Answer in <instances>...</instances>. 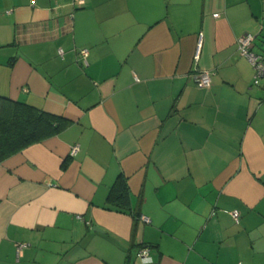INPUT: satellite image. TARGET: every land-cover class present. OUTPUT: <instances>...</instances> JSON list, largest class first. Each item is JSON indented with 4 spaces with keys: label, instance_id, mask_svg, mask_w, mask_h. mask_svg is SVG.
Here are the masks:
<instances>
[{
    "label": "crops",
    "instance_id": "obj_1",
    "mask_svg": "<svg viewBox=\"0 0 264 264\" xmlns=\"http://www.w3.org/2000/svg\"><path fill=\"white\" fill-rule=\"evenodd\" d=\"M83 1L0 0V97L69 122L0 161V264H264V0Z\"/></svg>",
    "mask_w": 264,
    "mask_h": 264
},
{
    "label": "trees",
    "instance_id": "obj_2",
    "mask_svg": "<svg viewBox=\"0 0 264 264\" xmlns=\"http://www.w3.org/2000/svg\"><path fill=\"white\" fill-rule=\"evenodd\" d=\"M62 117L18 100L0 97V161L68 125Z\"/></svg>",
    "mask_w": 264,
    "mask_h": 264
},
{
    "label": "built area",
    "instance_id": "obj_3",
    "mask_svg": "<svg viewBox=\"0 0 264 264\" xmlns=\"http://www.w3.org/2000/svg\"><path fill=\"white\" fill-rule=\"evenodd\" d=\"M77 3H83V0H75ZM214 16L218 15V12L213 13ZM255 35L253 34H243L240 37L237 38V49L241 54L247 57L249 60L252 69H253V84L259 85L264 84V51L261 52H255L252 50V44L254 41ZM202 44H203V34L200 33L198 40L196 42L193 59L195 62H197L200 59L201 56V50H202ZM80 53L83 57L87 55V49L82 48L80 49ZM194 80L198 85L201 86H209L210 84V72L208 70H197L193 74ZM76 150V147H73L72 152ZM231 216L235 221H238L239 219V212L237 210L231 211ZM143 220L147 221V218L142 216ZM21 247V244H19L18 248ZM149 254L148 247H140L136 252L135 255L137 257L146 258ZM237 264H242L241 262Z\"/></svg>",
    "mask_w": 264,
    "mask_h": 264
}]
</instances>
